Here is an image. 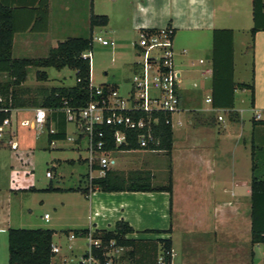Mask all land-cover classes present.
I'll return each mask as SVG.
<instances>
[{"label":"crops","instance_id":"obj_1","mask_svg":"<svg viewBox=\"0 0 264 264\" xmlns=\"http://www.w3.org/2000/svg\"><path fill=\"white\" fill-rule=\"evenodd\" d=\"M0 3L14 9L18 29L29 25L27 30L13 34L12 56L16 58L45 56L50 47L61 41L60 34H57L60 31L65 33V38L86 36V31L93 37L94 27L98 26L90 28L91 14L107 16V24L100 27L109 37L98 35L112 40L114 48L118 45V48L135 49L136 41L131 45L126 37L139 29L171 26L174 31L172 43L178 107L170 118V154L146 148L115 150L110 152L112 163L109 166L124 179L142 177L148 179L151 186L165 185L170 169L171 192H107L94 188L84 194L77 189L86 186L87 166L75 186L50 184L57 190L48 191L71 200L76 222L70 229H113L117 221H126L134 230L129 237L138 239L136 264L159 262L156 258L160 243L155 241L167 237L171 240L170 264H260L255 249L260 243L250 242L251 145L264 149V123H253L251 114L247 120L240 117L237 93L242 92L249 101L250 91L234 87L237 83H251L253 106L250 109L264 110V30H257L251 38L252 0H47L46 18L41 17L37 9L40 0H0ZM242 24L249 30L250 37L241 54L242 58L248 57L246 60L250 66L236 77L235 33ZM215 29L232 30L231 50L227 32H216L214 41ZM29 42H33L32 45ZM214 46L216 53L213 52ZM190 49H207L209 56L193 58L188 54ZM134 62L131 63L132 72ZM43 83L35 78L31 86L41 87ZM101 84L113 85L119 91L116 81L105 80L98 85ZM22 85L29 86L25 81ZM203 94L204 103L201 104L199 100ZM231 99L232 107H229ZM37 107L40 106L12 109L8 124L4 126V138L0 139V235H7L9 227H46L42 224L25 227L24 219L13 217L14 201L17 203L23 193L40 192L42 188L35 186L33 178L20 179L16 175L21 158L7 143L17 131L11 129V115L14 114L18 120L22 114L31 112L32 117ZM45 109L48 127L57 130L56 124L63 118L60 110ZM222 111L228 112V123L220 115ZM218 116L222 119L219 120ZM68 123L65 125V139H57L56 142L68 140ZM72 132L75 136L69 148L78 149L82 137ZM45 136L49 143L47 132ZM26 144L27 147L23 148L29 149V143L21 146ZM134 152L141 155L134 156ZM154 154H163L168 160L166 165H162L164 174L159 180L156 178L159 169L153 161ZM261 157L264 159V154ZM136 158H141L139 163L134 162ZM65 161L75 162L72 158ZM78 162H86L85 156L79 157ZM262 164L258 167L259 174H264ZM51 165L56 167L55 163ZM91 174L98 176L96 171ZM51 177L52 173L48 178ZM30 187L37 190H28ZM70 194H77V197H69ZM46 228L56 230L53 226ZM152 229L162 232L153 236V231H149ZM167 230L168 233L163 232ZM176 231L181 234L178 239L174 237ZM71 253L69 259L76 257ZM7 258V240L1 239L0 264H7ZM124 261L130 264L127 257L119 258L118 264Z\"/></svg>","mask_w":264,"mask_h":264},{"label":"trees","instance_id":"obj_2","mask_svg":"<svg viewBox=\"0 0 264 264\" xmlns=\"http://www.w3.org/2000/svg\"><path fill=\"white\" fill-rule=\"evenodd\" d=\"M40 16L47 17V0H40L37 7ZM14 9L3 3H0V124L8 122L10 111L16 107L25 106H40L51 110H60L64 105H67L74 110L84 106L89 101L96 99L98 96L94 94V86L90 85V58L83 57L84 53H89L92 49L93 37L89 36H68L59 41L55 46L50 47L47 54L42 57H21L12 56L13 34L20 29L17 28L15 22ZM252 17L253 26L250 29L251 38L257 30H264V0H252ZM108 22V18L104 14H91L89 19L90 28L94 26H104ZM29 25H26L22 31L27 30ZM20 30V31H21ZM152 30V29H151ZM216 32H227L229 49H232V30L231 29H215L214 41H216ZM213 52L216 53V46ZM36 67L35 78L40 81L48 79L44 68L52 67L61 69L64 67L74 70L75 82L70 86H51V87H24L22 83L26 80L28 67ZM232 66L230 63V79L232 74ZM5 75V76H2ZM231 81V80H230ZM232 82V81H231ZM232 85V84H231ZM104 90L107 86L115 88L113 85H99ZM234 87L247 88L250 91L249 102L253 106V87L251 83H237ZM234 87L231 86V89ZM65 102V103H64ZM229 107H232V99ZM63 118L61 122H57V130L55 133H48V140L65 139L66 121L62 111H59ZM263 118L254 120L253 123H264V110L262 111ZM171 112L157 111L152 112L149 118L151 119V132L155 142H149L146 149L162 150L169 155L172 148V128H171ZM143 117L147 120L148 116L144 112H137L134 117ZM155 119L153 122L152 120ZM49 119L46 120V126L49 125ZM105 132L104 151L115 150H130L139 148L136 139V132L126 131L127 143L114 145L112 139L113 128L103 126ZM83 134L79 133V137ZM263 151L261 147L251 145V182H250V242L251 244H264V174H259L258 167L261 163L264 165L262 157H255V151ZM264 154V151L263 153ZM260 154V156L262 155ZM260 160V161H259ZM262 160V161H261ZM93 169L98 168L96 165ZM88 173L86 174V186L79 188L82 193L87 194L90 189H99L102 191H167L171 192V176L168 169V177L165 185L151 186L148 179L142 177L122 178L116 172L110 169L105 170L104 175L94 176L89 180ZM28 190H37L30 187ZM44 191L57 190L48 186ZM73 190V189H68ZM76 190V189H75ZM133 228L123 220L115 223L113 229H68L64 232L73 234L74 237L84 236L89 233L92 238L101 239L102 247L110 240H114L116 245L128 248L120 256L128 258L130 264H136L135 254L137 251L138 239L129 237L133 232ZM149 231L161 232L160 230L152 229ZM168 231V230H167ZM54 230L46 227L36 228H14L7 229V264H52L51 259L54 256L52 251V236ZM155 242L160 243V251L157 258H161V263L156 261V264H170L171 261V240L167 238L156 239ZM94 255H102V248H92ZM86 255V252L83 253Z\"/></svg>","mask_w":264,"mask_h":264},{"label":"rangeland","instance_id":"obj_3","mask_svg":"<svg viewBox=\"0 0 264 264\" xmlns=\"http://www.w3.org/2000/svg\"><path fill=\"white\" fill-rule=\"evenodd\" d=\"M239 26L242 27H240L239 30H237L235 33L234 44L236 77L240 76L241 73L247 71L250 66L249 61L246 60V58L248 57L245 56L244 58H242L243 55L241 54L242 49H246V45L248 44L247 42L250 37L249 30H247V27H245L244 24ZM101 31H103V28H101L100 26L94 27L93 36L102 34V36L109 37L104 33V31ZM60 32H58L57 34H60L59 39L62 40L66 35H64L65 33H62V31ZM84 35L89 36L88 31H86ZM137 39L138 33H133L132 35H128V37H126V40H128V43L130 44L133 43L134 40L137 41ZM32 43L33 42H29V45H32ZM113 45H103L99 41L93 40L92 49L89 51L91 81L94 86H97L105 80L116 81L119 83V92L122 95H126L131 82V63L138 60V56L135 53V49H133L132 47H128V49L127 47L118 48V45H116V48H114L115 46ZM15 49H18V46H16ZM188 54L193 58H206V56H209V52L207 51V49H190L188 51ZM36 70L37 68L33 66H30L27 69V77L25 82L31 89L38 86H31L35 82ZM44 70H46L48 75V79L43 83L46 86H70L75 82L74 70L70 68L64 67L57 70L52 67H48L44 68ZM203 96L204 94L201 95V98L199 100L201 104L204 103ZM236 97L237 105L239 106V108H241L240 117L244 120H247L250 114L252 116L254 110L250 109L249 101L247 100L245 94L239 91ZM220 115L224 118V122L228 123V112L222 111ZM33 123L34 120L33 116L31 117V112L22 114V116L18 120H16L14 114L11 115V129L14 131L15 129L17 130L16 135L13 137V141L14 143H16L17 149L12 151L18 153L21 158V166L16 175H18L20 179L33 178L35 186L42 189L50 186V184L59 185L62 187L75 186L76 184H78V179L81 177V174H83L87 170L88 166L87 161L78 162L79 157L85 156L86 158L88 156V151L85 146L86 140L84 136H82L80 144L81 146L78 149L69 148L70 143L75 136L72 131L76 132L74 125L69 122L68 140H66V142H55L56 147H52L46 140V130L40 134H37ZM24 143L30 144L29 149L23 148L27 147L28 144L21 146V144ZM59 145L62 146L59 147ZM262 153H260L259 150H256L255 157H260V154ZM132 155L140 156L141 154H136L134 152L132 153ZM68 158L74 159L75 162L73 164L66 162L65 159ZM139 159L141 160V158ZM139 159H134V162L138 161L139 163ZM153 161L156 163L159 169L158 171H156V178L157 180H159L162 174H164V172H162V165H166V162H168V160L163 154H154ZM52 163H55V168L51 167ZM47 170L52 173L51 178L46 177L45 173ZM62 197L63 196H61L60 194L48 191L44 192V190H40V192L36 193H31L29 191L23 193L20 197V200L17 199V203H15V201L13 203V217H19L21 220L24 219L23 224H25V227H36L39 226L38 224H42L46 227L53 226L54 228H56L52 237V243L58 247L59 251L56 252L52 257V263L75 264L79 257L82 256V253L87 250L88 239L84 236L70 238L67 233L64 232L65 230L73 227V224H75L74 222H76V220L75 215L72 214L73 206L71 205V200L67 201V198ZM69 197H77V194H70ZM40 200H43V202H39ZM59 202H63L64 205L60 206L59 204L61 203ZM75 203L76 202L74 201L73 204L76 205ZM44 213H47L50 217L47 221H44L43 219ZM143 232L144 231L140 233ZM161 232H151V235H159ZM163 232L168 233L169 231ZM180 236L181 234H179V231H176L174 237L178 239V237ZM1 239H4L6 241L7 235L1 234L0 240ZM255 249L259 263L264 264V244L260 243V245ZM70 253L75 254L76 256L73 257V262L69 261ZM63 258H65V260H62ZM122 264H127V262L124 261Z\"/></svg>","mask_w":264,"mask_h":264},{"label":"built area","instance_id":"obj_4","mask_svg":"<svg viewBox=\"0 0 264 264\" xmlns=\"http://www.w3.org/2000/svg\"><path fill=\"white\" fill-rule=\"evenodd\" d=\"M173 32L171 26L152 30H138V39L135 42V53L138 60L134 62L130 87L126 95H122L116 88L110 86L104 90L99 85H92L90 81V85L94 86V94L98 96L96 99L89 101L77 110L67 105L60 109L65 121L72 123L77 134L82 133L86 140L88 180L93 177L92 171H96L98 176L104 175L105 170L109 169L112 163L109 156L111 151H104L105 132L103 126L113 128L112 139L115 146L127 143L126 131L129 130L136 132L138 147L146 148L149 142H155L151 132V119L149 118L151 113L157 111L172 113L177 109L178 93L172 43ZM93 40H97L103 45L112 46L114 44L112 40L104 39L99 35L93 36ZM82 56L90 57V54L84 53ZM207 101L210 99L207 98ZM137 112L147 114V120L141 116L134 117ZM217 118L222 119L221 116ZM252 118L261 120L263 118L262 111H254ZM33 120L37 134L45 130L50 134L56 132L54 127L46 126L47 113L45 108H35ZM152 121L154 122L155 119ZM7 124V121L0 124V139L4 138V126ZM55 142L56 139H51L49 145L55 147ZM7 143L11 150L17 149L12 138H9ZM93 165L98 168L93 169ZM45 175L50 177L51 172L47 170ZM48 216L47 213L44 214L45 221L48 220ZM69 237L73 238L74 235L70 234ZM86 237L88 239L86 255L79 257L75 264L119 263V258L125 251V247L116 245L114 240L108 241L102 247L101 239L92 238L90 233ZM92 248H102L101 257L94 255ZM52 251L56 253L59 249L56 245H52ZM69 261L73 262V259L70 258ZM158 261L161 263L160 257Z\"/></svg>","mask_w":264,"mask_h":264}]
</instances>
